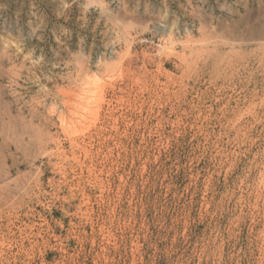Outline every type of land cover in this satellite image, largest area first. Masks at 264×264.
<instances>
[{
    "label": "rangeland",
    "instance_id": "rangeland-1",
    "mask_svg": "<svg viewBox=\"0 0 264 264\" xmlns=\"http://www.w3.org/2000/svg\"><path fill=\"white\" fill-rule=\"evenodd\" d=\"M0 264H264V0H0Z\"/></svg>",
    "mask_w": 264,
    "mask_h": 264
}]
</instances>
